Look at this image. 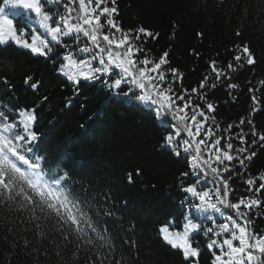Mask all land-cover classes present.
<instances>
[{
    "label": "trees",
    "instance_id": "16d2710c",
    "mask_svg": "<svg viewBox=\"0 0 264 264\" xmlns=\"http://www.w3.org/2000/svg\"><path fill=\"white\" fill-rule=\"evenodd\" d=\"M117 4L122 28L143 26L159 33L145 47L155 58L169 53L170 66L183 73L176 87L199 88L210 72V61L227 70L234 55L230 49L247 43L256 62L237 66L229 72L230 80L222 78L215 89L206 86L202 91L216 105L213 115L221 131L244 117L245 131L251 127L250 118L264 133V0H117ZM3 6L7 12L8 6L0 2ZM14 19L18 25L24 22L23 16ZM58 68L53 60L11 42L0 45L3 111H13L15 105L34 107L41 131L33 125L39 139L31 147L38 144L47 159L55 157L67 190L64 200H38L3 162L0 264H212L213 253L202 235L197 237L198 262L185 260L180 250L160 238L159 226L185 222L181 201L187 194L178 178L189 169L184 159L161 147L171 129L159 127L154 114L143 109L115 100L105 105L108 90H101L99 81L82 80L77 92ZM26 76L40 86L33 90L24 83ZM4 77L11 89L2 82ZM228 83L239 87L230 91ZM253 95L260 104L256 112ZM14 113L9 116L12 121ZM252 150L256 156L246 161L245 177L264 171V147ZM232 163L239 170L238 163ZM230 183L241 191L246 187L238 177ZM249 215L254 230L264 229V205Z\"/></svg>",
    "mask_w": 264,
    "mask_h": 264
},
{
    "label": "snow or ice",
    "instance_id": "6c2138e0",
    "mask_svg": "<svg viewBox=\"0 0 264 264\" xmlns=\"http://www.w3.org/2000/svg\"><path fill=\"white\" fill-rule=\"evenodd\" d=\"M0 2L9 8L7 12L0 8V45L11 42L35 56L53 60L54 67L60 64L56 70L77 92L82 80L99 81L101 90H108L105 105L115 100L143 109L154 114L159 127L171 129L164 135L161 147L184 159L189 170L182 171L178 178L181 191L187 194L181 201L183 230H171L168 223L159 227L168 245L179 249L185 260L198 262L201 241L197 237L202 235L213 253L212 264H264V229L254 230V218L249 215L264 205V171L244 175L248 171L246 161L256 156L252 148L264 147V133L256 130L250 118L247 124L251 127L245 131L244 117L221 131L213 115L216 105L202 91L206 86L215 89L222 78L230 80L229 72H235L237 66L256 62L247 43L230 49L234 55L227 70L216 60L210 61V72L204 75L199 88L189 90L182 84L176 87L183 73L170 66L167 51L155 58L145 47L149 39H158L159 33L143 26L121 27L117 0ZM20 16L24 22L18 25L14 18ZM32 80L26 76L24 83L36 90L40 82L30 83ZM2 82L11 89L7 77ZM238 87L234 83L226 85L230 91ZM254 91L249 88V92ZM252 100V112L259 111L258 98L253 95ZM13 111L18 116L15 121L0 111V155L6 151L19 155L17 143L33 153L31 145L39 139L33 130L34 109ZM233 128L238 131L233 132ZM225 173L230 175L226 178ZM234 177L246 185L243 191L230 183Z\"/></svg>",
    "mask_w": 264,
    "mask_h": 264
},
{
    "label": "bare ground",
    "instance_id": "6f19581e",
    "mask_svg": "<svg viewBox=\"0 0 264 264\" xmlns=\"http://www.w3.org/2000/svg\"><path fill=\"white\" fill-rule=\"evenodd\" d=\"M74 94H75L74 91L71 90V91H70V95H74ZM54 158H55L54 156L51 157V159H52L53 161L56 160V159H54ZM185 164H186V163H185ZM198 264H199V263H198Z\"/></svg>",
    "mask_w": 264,
    "mask_h": 264
}]
</instances>
